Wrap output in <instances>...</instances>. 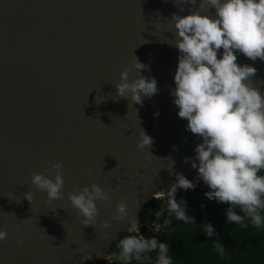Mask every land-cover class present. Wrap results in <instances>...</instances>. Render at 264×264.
Here are the masks:
<instances>
[{"label": "water", "instance_id": "water-1", "mask_svg": "<svg viewBox=\"0 0 264 264\" xmlns=\"http://www.w3.org/2000/svg\"><path fill=\"white\" fill-rule=\"evenodd\" d=\"M178 2L0 0V264L105 259L121 232L141 228L145 203L166 194L172 173L199 180L184 157L195 158L202 138L177 115L170 92L179 51L169 42L172 13L186 15L200 0ZM133 55L148 65L140 74L157 80L142 106L116 94L122 71L137 75ZM237 63L256 67L250 83L264 93V61L237 52ZM141 129L152 137L144 148ZM57 161L62 196L49 200L31 176L54 178ZM92 183L109 199L97 200L94 225H83L68 195ZM121 200L128 215L117 221Z\"/></svg>", "mask_w": 264, "mask_h": 264}, {"label": "clouds", "instance_id": "clouds-1", "mask_svg": "<svg viewBox=\"0 0 264 264\" xmlns=\"http://www.w3.org/2000/svg\"><path fill=\"white\" fill-rule=\"evenodd\" d=\"M188 2L196 5L197 0ZM210 8L214 9L211 14ZM170 20L175 40L169 43L179 51L173 77L175 87L170 94L178 117L187 120L186 130L202 138L195 146V158L185 156L184 161H191L197 178L208 186L206 198L227 203V222L239 224L249 217L260 227L264 222L260 212L264 209V175L258 174L264 170V93L250 83L256 67L238 64L237 52L252 61H264V0H200L198 8L186 15L174 12ZM133 57L137 75L129 80V70L122 71L120 82L115 84L116 94L142 106L143 98H151L158 91L157 80L141 75L148 65ZM151 143L152 137L141 129L137 147ZM62 167L61 161L52 164L56 170L54 178L39 172L31 176L32 184L46 191L49 200L62 196ZM172 174L174 182L167 192L162 191L169 197V213L177 219L195 222L187 214L186 200H178L175 193L178 189H194L196 183L183 173ZM31 194L28 191L23 195L31 202ZM107 199L108 193L96 183L68 195L83 225H94L98 215L96 201ZM237 206L239 212L234 210ZM127 215L126 203L121 200L114 219L120 221ZM204 224L207 236L216 232L211 222ZM104 226H109L107 221ZM130 231L138 232L139 228L133 225ZM6 237L7 231L0 229V241ZM118 247L123 261L158 250L157 264H172L168 244L155 236L128 235L119 240ZM220 250L223 251L222 246Z\"/></svg>", "mask_w": 264, "mask_h": 264}, {"label": "trees", "instance_id": "trees-1", "mask_svg": "<svg viewBox=\"0 0 264 264\" xmlns=\"http://www.w3.org/2000/svg\"><path fill=\"white\" fill-rule=\"evenodd\" d=\"M258 174L264 175V170ZM181 197L187 202V214L194 217L195 222L177 219L166 206L160 219L165 230L155 235L158 241L168 244L172 264H264V222L256 227L249 217H245L242 223H229L225 216L227 203L204 201L198 189L194 192L180 190L176 198L179 200ZM157 210L158 204L153 198L145 203L139 214L144 223L143 230ZM234 210L239 212V207ZM260 212L264 217V209ZM206 222H211L216 230L211 236L205 234ZM128 235H135V232H121L110 244L108 253L111 256L120 249L119 240ZM157 252L141 253L138 260L113 264H157ZM83 264H102V261L87 259Z\"/></svg>", "mask_w": 264, "mask_h": 264}, {"label": "built area", "instance_id": "built-area-1", "mask_svg": "<svg viewBox=\"0 0 264 264\" xmlns=\"http://www.w3.org/2000/svg\"><path fill=\"white\" fill-rule=\"evenodd\" d=\"M194 182L196 183V187L194 189H198L200 195L202 196L204 201H211L208 198L205 197L204 193L206 191H208V186L206 184H204L202 181L200 180H194ZM194 189H189L190 191L194 192ZM182 190V191H187L184 189H178L177 192L175 193V196H177L178 192ZM154 201L158 204V210L154 213V218L151 220V222L149 224H147V226L145 227V229L143 230L144 227V223H142L141 228L139 229L138 232H135V235L137 236H143L145 238H149V237H153L158 233H161L165 230V227L163 226V224L160 222L163 210L165 209L166 206H168V195L163 194L160 196H156L153 197ZM121 249H119L115 255H110L102 260V264H113L114 262H119V263H125L128 261H123L119 258V253H120ZM140 258V257H139ZM139 258H136L135 256H133L132 259L134 260H138Z\"/></svg>", "mask_w": 264, "mask_h": 264}]
</instances>
